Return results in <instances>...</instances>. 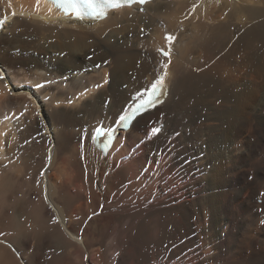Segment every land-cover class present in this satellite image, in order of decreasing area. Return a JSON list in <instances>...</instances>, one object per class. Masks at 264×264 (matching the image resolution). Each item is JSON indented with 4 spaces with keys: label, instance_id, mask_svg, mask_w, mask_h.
I'll return each instance as SVG.
<instances>
[{
    "label": "bare ground",
    "instance_id": "6f19581e",
    "mask_svg": "<svg viewBox=\"0 0 264 264\" xmlns=\"http://www.w3.org/2000/svg\"><path fill=\"white\" fill-rule=\"evenodd\" d=\"M5 16L0 264H264V0ZM163 71V103L99 151Z\"/></svg>",
    "mask_w": 264,
    "mask_h": 264
},
{
    "label": "snow or ice",
    "instance_id": "6c2138e0",
    "mask_svg": "<svg viewBox=\"0 0 264 264\" xmlns=\"http://www.w3.org/2000/svg\"><path fill=\"white\" fill-rule=\"evenodd\" d=\"M51 5L56 8L63 9L65 13L68 12V9L71 8L76 13L77 19H83L84 17H93V18H106L107 13L110 10H116L123 7H131L133 4H144L147 0H49ZM40 0H37V6H39ZM52 9L49 8V12ZM166 39L171 42L174 37L168 36ZM164 56H168V52H163ZM97 68L100 65H96ZM167 69V64L163 66ZM167 76V71L162 75L158 76L154 82L150 85L148 89L143 93H139L140 96L139 103L135 105L132 109V112L129 115H120L117 122L122 124L124 130H128L130 127H134L136 121L133 120V117L137 116V113L143 115V111L149 110L151 107L155 106L157 103L161 102L160 97L164 95L166 90L165 78ZM107 81H105L106 83ZM41 87V85H37ZM99 87V85H98ZM147 96V99L143 97ZM129 121H132V125H129ZM97 133L102 134L101 129H96ZM161 131L159 128L151 129L153 135L158 134Z\"/></svg>",
    "mask_w": 264,
    "mask_h": 264
},
{
    "label": "rangeland",
    "instance_id": "374dc122",
    "mask_svg": "<svg viewBox=\"0 0 264 264\" xmlns=\"http://www.w3.org/2000/svg\"><path fill=\"white\" fill-rule=\"evenodd\" d=\"M57 53H55V56L57 57ZM15 56L16 57H20L21 56V54H15ZM29 58H32V59H35V60H38V61H40V54H34V55H29ZM91 70V69H90ZM1 75H3V76H1ZM0 75V77H4V78H6V75H5V73L4 74H1ZM28 84H30V83H28ZM23 86V85H22ZM37 114H38V116L40 115V112L37 110ZM36 113H35V115H37ZM43 133L44 134H46L47 133V131L46 130H43ZM255 202H257L256 200H255ZM260 202V201H259Z\"/></svg>",
    "mask_w": 264,
    "mask_h": 264
}]
</instances>
